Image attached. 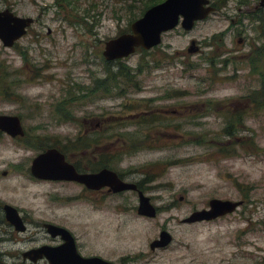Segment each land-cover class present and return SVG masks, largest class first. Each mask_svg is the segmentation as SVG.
<instances>
[{
	"label": "rangeland",
	"instance_id": "1",
	"mask_svg": "<svg viewBox=\"0 0 264 264\" xmlns=\"http://www.w3.org/2000/svg\"><path fill=\"white\" fill-rule=\"evenodd\" d=\"M56 1L0 0V12L34 21L13 48L0 42V116L18 117L25 133L0 134V202L31 224L97 240L108 254L139 256L137 264H264V26L251 6L260 0H209L215 13L191 32L177 27L157 48L110 66L105 43L128 34L130 16L139 20L149 0ZM191 42L195 55L187 53ZM122 69L132 83L112 79ZM104 80L109 95L89 97ZM161 96L181 113L165 135L140 111ZM48 149L82 172L101 151L116 157L114 165L136 174L130 179L142 184L156 218L114 211L135 207L130 195L107 200L102 211L100 200L97 213L81 188L33 179L31 164ZM212 200L242 206L216 223L181 224ZM162 231L171 247L152 253Z\"/></svg>",
	"mask_w": 264,
	"mask_h": 264
},
{
	"label": "water",
	"instance_id": "2",
	"mask_svg": "<svg viewBox=\"0 0 264 264\" xmlns=\"http://www.w3.org/2000/svg\"><path fill=\"white\" fill-rule=\"evenodd\" d=\"M215 9L210 6L209 0H166L163 3L150 8L143 17L130 26V33L105 44L103 58L107 63L116 62L133 56L138 49L150 51L161 44V36L171 32L179 25L185 32L193 30L198 22L206 20ZM32 19H24L14 16L6 10L0 12V42L5 48H12L20 41L32 26ZM189 55L198 53L194 42L190 43ZM0 133L12 139L24 137L21 123L16 117L0 116ZM31 176L39 181L76 183L88 190L97 191L108 188L113 193L135 191L136 187L121 182L116 174L103 170L96 175H80L74 167L65 162V158L57 150H48L33 160L30 167ZM242 203L212 200L209 203V211L195 212L184 224L193 225L203 222H213L219 218L234 214ZM8 217H12L13 224H20L17 212L6 207ZM139 216L149 219L156 217V210L150 204L149 199L140 196ZM51 234H59L67 243L72 239L67 231L51 225L46 226ZM172 238L168 233L162 232L159 239L154 242L152 251L169 246Z\"/></svg>",
	"mask_w": 264,
	"mask_h": 264
},
{
	"label": "flooded vegetation",
	"instance_id": "3",
	"mask_svg": "<svg viewBox=\"0 0 264 264\" xmlns=\"http://www.w3.org/2000/svg\"><path fill=\"white\" fill-rule=\"evenodd\" d=\"M251 6H253L252 9L253 16L257 18L259 22H261L262 25L264 26V0H260L258 6H256L255 3L251 4ZM237 43L241 44V40H238ZM107 64L109 66L111 65V63H107ZM111 77L115 78L113 75ZM105 82L107 83V81L105 80L101 82L103 83L102 85L99 82L94 83L93 84L94 89H90L89 91H86V93L89 94V97L92 96L94 97V95L96 94H100V95L104 94L107 96V91H106L107 87L105 88ZM164 99L165 97L163 96L157 99L151 98L149 101L145 102L143 108L140 110L143 111L142 115L152 117V119L154 118V121L158 125L157 128L155 129V133L159 135L169 134V131L172 130L171 129L172 127L168 125V121L171 120L170 118H174L175 116L181 114L179 111L169 110V108H167L166 105L164 104L165 103L163 101ZM244 109H247V107L243 108V110ZM243 110H242V114H243ZM160 122L167 123V125L166 124L162 125L160 124ZM230 130L231 128L228 129V131ZM0 134L11 140L24 138L22 137V138L12 139L3 133ZM227 134H230V132H228ZM142 147H143V143H141V148L139 149H142ZM143 150H150V149L147 146L146 148L144 147ZM101 154H103L102 151L97 155L98 157H100L99 161H97L98 160L97 157L95 160H90L87 162L85 166L86 168L83 170L84 172H82L75 165H72L70 163L69 164L72 165L75 171L80 175H96L103 170H108L116 174L117 178L121 182L125 184L134 185L136 187L135 191L113 193L108 188H102L97 191H91L82 185L76 183H70V184L75 185L82 189V196L84 197V200L86 201V203L93 204L95 211L97 213L100 212V209H98L100 200H102V206H103V209H101L102 211L105 209L104 206L107 200L115 201L116 199L124 195H130L134 197V199H136L137 202L136 206L133 208L128 207V205H125V207H118V205L115 204L114 211H116L117 213L120 212L121 210L123 212L127 211V212H131L133 215H136L137 218H139L142 221L150 220L149 218L144 216H139L138 214L139 205H140V196H143L145 198L148 197H147V192L144 191V188L142 187V184L140 182L134 183L133 179L132 178L130 179L131 176L129 174H132V176H136V174L132 173V171L125 172L121 170L118 164L114 165L116 157L105 159L109 155L104 154L106 156L105 157L104 155L100 156ZM90 162L96 163L95 167L97 168H95V170L89 169V168H93L90 165ZM5 176L6 173L3 174V177ZM61 183H66V182H61ZM6 207H11L17 212L18 218L21 222L19 225L11 223V221L14 219L12 217H8L9 213L7 214L5 210ZM208 209H209L208 207L205 209H201L200 212L208 211ZM226 217L229 216L219 218L211 223L222 221L226 219ZM181 224H184L183 221L181 222ZM200 224H210V223H200ZM48 225L66 230L70 235V238L72 239V243L70 244L65 242L62 236L59 234L49 233L46 229V226ZM29 227H33L32 228L33 230L32 231L29 230L28 229ZM162 232H160V234ZM74 234L75 233H73L72 231L67 230L63 226L57 224L56 225L44 224V223L31 224L28 220V216L27 215L25 216L19 209H17L14 206L7 205L4 202H0V264H137L138 261L140 260V257L135 255L122 256V255H117L116 253L108 254L102 247L99 246L97 240L90 241L89 238L88 240L86 239L87 241L85 240L86 242L84 243L78 242ZM154 242H156V240L152 241L149 245V250L152 253H154L155 251L162 252L169 250L172 244L171 243L169 246L165 248L156 249L152 251L150 249V246Z\"/></svg>",
	"mask_w": 264,
	"mask_h": 264
},
{
	"label": "trees",
	"instance_id": "4",
	"mask_svg": "<svg viewBox=\"0 0 264 264\" xmlns=\"http://www.w3.org/2000/svg\"><path fill=\"white\" fill-rule=\"evenodd\" d=\"M67 0H57L56 1V3H61V4H63L64 2H66ZM165 0H161V1H153V0H149L147 3H144V4H142V9L141 10H139L140 11V15H139V17H142L143 16V14L148 10V9H150L151 7H153V6H156V5H158V4H161L162 2H164ZM214 1H219V0H214ZM130 18H131V21H136V18H135V14H132L131 16H130ZM138 20V19H137ZM253 68H255V69H257L256 67H255V65H254V63H253ZM119 75H121V76H119V77H117V76H114L115 78H112L113 80H115V79H119V78H123V79H129V83H132V77L128 74H126L125 72H124V69H122L121 70V72L119 73ZM130 87H132V88H135V86H130ZM262 87H263V90H262V94L264 95V75H263V78H262ZM107 95H109L108 94V92H107ZM228 132V131H227Z\"/></svg>",
	"mask_w": 264,
	"mask_h": 264
}]
</instances>
